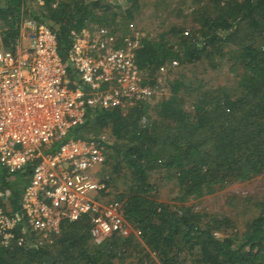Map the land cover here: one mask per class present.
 <instances>
[{
    "label": "trees",
    "instance_id": "obj_1",
    "mask_svg": "<svg viewBox=\"0 0 264 264\" xmlns=\"http://www.w3.org/2000/svg\"><path fill=\"white\" fill-rule=\"evenodd\" d=\"M208 1L215 13L203 14L194 29L202 38L183 41V45L179 41L178 46L189 55L182 59L192 61L208 45L218 54L221 43H236L233 57L244 68L236 96L214 89V94L196 99L191 114L182 108L180 83L173 78L171 96L159 101L154 109L162 123L149 121L145 102L131 105L126 113L120 107L89 109L84 122L69 129L67 136L96 137L110 129L114 140L108 148L114 154L110 163L114 179L130 169L131 179L139 181L115 195L123 200L124 229L97 243L90 237L88 217L63 221L56 241L46 246L36 244L33 233L26 230L23 244H17L15 238L7 245L0 240V264H124L126 247L131 245L136 230L150 245L146 260L138 258L136 264H264V197L253 203L256 212L243 220L240 235L228 232L233 225L230 216L207 214L182 203L190 197L213 193L230 182L264 173V0ZM40 2L0 0L5 42L15 39L23 19L31 18L55 31L58 53L65 59L72 29L101 22L110 26L116 17L115 13L108 16L110 5H99L100 0ZM130 9L123 10L126 16ZM242 22H251L256 30L239 40L237 31ZM168 31L182 36L178 26ZM176 50V44H168L164 34L159 40L143 38L135 48V62L139 69L153 75L166 58L178 57ZM33 163L18 173H9L0 166V188L7 193L11 212L20 217V194ZM157 168L164 169L167 177L178 183L173 199L179 205L174 209L149 194L154 187L145 177L148 170ZM109 180L105 178L107 186ZM24 230L23 225L16 228L18 234Z\"/></svg>",
    "mask_w": 264,
    "mask_h": 264
},
{
    "label": "built area",
    "instance_id": "obj_2",
    "mask_svg": "<svg viewBox=\"0 0 264 264\" xmlns=\"http://www.w3.org/2000/svg\"><path fill=\"white\" fill-rule=\"evenodd\" d=\"M137 46L112 27L91 23L69 32L62 59L48 25L25 18L8 42L0 29V166L24 172L38 159L20 194L22 217L11 212L0 188L3 245L14 238L23 244L26 230L36 244L51 245L63 221L82 217H88L90 237L97 243L124 229L122 201L108 192L101 172L106 143L67 134L84 122L89 109H124L149 99L151 88L135 62ZM19 225L25 227L20 234Z\"/></svg>",
    "mask_w": 264,
    "mask_h": 264
},
{
    "label": "rangeland",
    "instance_id": "obj_3",
    "mask_svg": "<svg viewBox=\"0 0 264 264\" xmlns=\"http://www.w3.org/2000/svg\"><path fill=\"white\" fill-rule=\"evenodd\" d=\"M41 0H33V3L42 4ZM91 1V0H87ZM136 5L132 6V0H100L99 5L105 3L110 7L106 10L108 16L115 13L114 22L112 24L100 23V25L114 27L123 33L127 38L136 40L139 44L143 38L149 40H159L164 34V39L168 44H176V52L178 57H168L161 63L155 74L150 75L147 69H140L141 76L145 84L151 88L150 97L145 101V112L149 121L153 120L157 123L163 121L156 116V104L171 96V80L177 79L180 83L179 94L182 96V108L191 114L194 113V103L196 99L211 93L214 89H220L228 94L229 97H235L240 78L244 72L243 64L240 60L233 57L235 50L238 48L234 42L221 43V50L218 54L210 45L206 46L204 51L197 55L192 61H184L182 58L188 59L187 51L179 48L183 41L199 40L202 36L198 35L199 30H195L198 21L203 14L214 15V5L208 0H135ZM130 9V15L126 16L124 9ZM97 9L96 11H98ZM96 24V23H95ZM172 26H178L182 29L180 38L171 34L168 30ZM5 26L0 22V29ZM256 26L251 22H242L237 31L239 40L248 37L251 31H255ZM198 35V36H196ZM175 61V63L173 62ZM70 75V72H68ZM130 106L123 109L126 113ZM144 118L140 123L143 126ZM85 137H94L95 134H85ZM104 140L107 147L113 143L114 137L110 129H105L97 134ZM113 152L108 148L107 164L102 167L101 172L105 178L109 180L108 192L115 196L122 188L129 184H138L134 178L131 179L129 174L123 173L120 178L114 179L115 175L111 171L110 165L113 163ZM111 163V164H110ZM145 181L154 188L149 192L161 202L178 206L179 202H174V197L178 192V183L167 177L164 169H152L147 171ZM261 197H264V173L254 176L248 180H237L230 182L225 187L217 191L204 195L200 198H188L182 203L192 204L196 208H200L202 212L216 215H228L233 221L232 228L228 232H236L240 235L243 232V220L255 214L256 208L253 203ZM123 201V200H122ZM244 201L249 204H244ZM132 243L126 247L127 256L124 264H136L138 258L146 260V253L149 252L150 245L140 237L138 230L135 231ZM188 264V263H186Z\"/></svg>",
    "mask_w": 264,
    "mask_h": 264
},
{
    "label": "crops",
    "instance_id": "obj_4",
    "mask_svg": "<svg viewBox=\"0 0 264 264\" xmlns=\"http://www.w3.org/2000/svg\"><path fill=\"white\" fill-rule=\"evenodd\" d=\"M97 24V23H96ZM112 28H114V27H112ZM114 30H116V31H119L118 29H116V28H114ZM123 34V33H122ZM108 148V147H107Z\"/></svg>",
    "mask_w": 264,
    "mask_h": 264
}]
</instances>
